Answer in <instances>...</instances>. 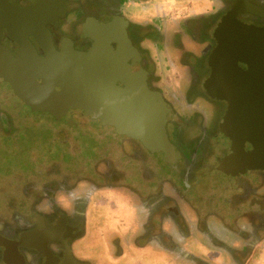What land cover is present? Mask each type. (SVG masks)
Returning <instances> with one entry per match:
<instances>
[{"label": "flooded vegetation", "instance_id": "af4514ba", "mask_svg": "<svg viewBox=\"0 0 264 264\" xmlns=\"http://www.w3.org/2000/svg\"><path fill=\"white\" fill-rule=\"evenodd\" d=\"M248 1L257 13L237 18L264 26V0ZM14 3L20 9L42 5L56 50L65 39L74 49L87 50L92 41L83 23L125 21L148 88L159 92L171 110L165 124L171 148L151 151L80 109L69 108L59 117L38 110L0 78V160L13 157L0 166V264H264V170L231 174L218 169L231 151L220 131L226 102L204 88L214 29L232 3ZM3 22L0 46L16 54L20 44ZM27 39L43 57L36 37ZM112 46L120 50L116 42ZM9 95L45 127L20 137L18 120L28 116L9 103ZM204 169L220 172L224 180H201Z\"/></svg>", "mask_w": 264, "mask_h": 264}, {"label": "water", "instance_id": "95a60500", "mask_svg": "<svg viewBox=\"0 0 264 264\" xmlns=\"http://www.w3.org/2000/svg\"><path fill=\"white\" fill-rule=\"evenodd\" d=\"M229 1L231 8L214 29L216 44L209 55L211 72L204 88L211 98L226 102L220 131L230 140L231 151L219 161L218 169L237 174L264 170V26L237 18L246 11L257 13L254 4ZM41 14L40 4L20 9L14 0H0V22L20 44L16 54L0 46V78L14 94L56 117L69 108L80 109L118 133L140 140L151 151L167 152L171 144L165 124L172 113L160 93L148 88L125 21L113 17L83 23L90 47L76 50L65 39L56 50ZM29 34L44 47L43 57L28 41ZM246 143L251 146L248 150Z\"/></svg>", "mask_w": 264, "mask_h": 264}, {"label": "rangeland", "instance_id": "374dc122", "mask_svg": "<svg viewBox=\"0 0 264 264\" xmlns=\"http://www.w3.org/2000/svg\"><path fill=\"white\" fill-rule=\"evenodd\" d=\"M3 86H4V84H3ZM8 89H9L8 86H4V90L5 91L8 90ZM7 100H9V103H11V105L13 107H16V106L18 107V111H19L20 114L24 115V113H25L26 116H28V117H26L28 120L23 119L22 117H20L21 119L18 120V125H17V131L18 132H16V133L20 137L21 136H27V137L30 138L33 133H35L37 131H40L43 128V126L46 125V124H43V121L40 122L38 120V117H36L35 115L31 114V112H29L28 109L25 106L20 104L15 97H12V96L9 95ZM20 116H22V115H20ZM47 122L49 123V126L52 125V123H50L48 120H47ZM35 125L37 126L38 129H36ZM12 159H13L12 156H10V157L6 156L5 157V160H7V162H9L8 160H12ZM5 160L4 159L0 160L1 168H3V166L5 164ZM198 176L200 177L201 180H224V176H222V174L220 172L213 171L212 169L211 170H205V169L201 170L199 172ZM244 177H245L244 175L240 176L239 180H240L241 183H243V181L245 180ZM220 194H221L220 196L223 197L224 193L222 192ZM221 197H219V199H222Z\"/></svg>", "mask_w": 264, "mask_h": 264}]
</instances>
